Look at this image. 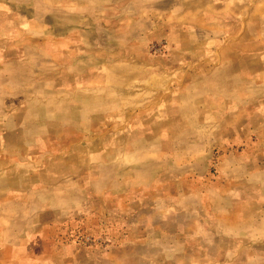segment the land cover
Here are the masks:
<instances>
[{"label": "rangeland", "instance_id": "374dc122", "mask_svg": "<svg viewBox=\"0 0 264 264\" xmlns=\"http://www.w3.org/2000/svg\"><path fill=\"white\" fill-rule=\"evenodd\" d=\"M0 264H264V0H0Z\"/></svg>", "mask_w": 264, "mask_h": 264}]
</instances>
